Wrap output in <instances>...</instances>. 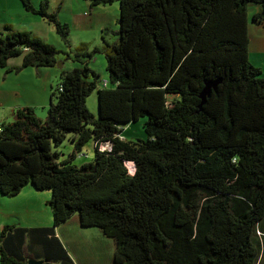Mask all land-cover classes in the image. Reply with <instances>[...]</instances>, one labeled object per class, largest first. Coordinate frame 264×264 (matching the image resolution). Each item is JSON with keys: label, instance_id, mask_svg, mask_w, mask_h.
<instances>
[{"label": "trees", "instance_id": "obj_1", "mask_svg": "<svg viewBox=\"0 0 264 264\" xmlns=\"http://www.w3.org/2000/svg\"><path fill=\"white\" fill-rule=\"evenodd\" d=\"M25 10L53 22L50 1ZM120 4L119 38L106 42L107 84L87 62L63 71L46 122L33 107L0 127V191L53 192V227L6 225L1 264H76L56 228L79 216L115 242L113 264H260L264 260V77L249 57V5L264 0H93ZM0 67L56 66L62 52L6 25ZM109 29H106L107 32ZM81 49V48H80ZM77 55L92 57L85 49ZM66 53V52H65ZM21 56V66L10 67ZM70 57V55L68 54ZM211 93L202 99L204 89ZM98 91L99 115L87 106ZM146 118L145 139L123 138ZM74 144L61 160L55 150ZM94 141L90 163H73ZM105 143L110 148L103 149ZM131 163L134 171L128 167Z\"/></svg>", "mask_w": 264, "mask_h": 264}, {"label": "rangeland", "instance_id": "obj_2", "mask_svg": "<svg viewBox=\"0 0 264 264\" xmlns=\"http://www.w3.org/2000/svg\"><path fill=\"white\" fill-rule=\"evenodd\" d=\"M14 1L18 3V7ZM14 1L0 0V19L9 18L10 22H14L16 26L20 27L26 26V23L34 35L53 44L62 52L58 55L59 63L56 66H30L11 71L8 67H0V127L5 122L14 121L16 110L26 106L33 107L37 116L46 122L52 104V91L54 88H58L62 72L82 68V60L86 59L89 65L101 75L102 82L105 81L106 84L109 75L104 48L106 42L114 43L119 38L121 17L118 2L109 5H93V0H49L51 10L58 12L60 22L64 25L67 24L70 28V42H67L58 33L53 22L44 19L39 14L26 11L21 0ZM42 1L32 0L37 8L41 6ZM256 9L255 5H249L251 24H253ZM7 11L11 13L7 15ZM106 29L109 30L106 32ZM80 48L92 53V57H86L84 54L78 56V53L84 52ZM22 62L21 56L14 57L10 60L9 66H21ZM87 106L95 117H98L97 90L88 97ZM145 121L146 118H142L124 126L123 138L134 141L145 139ZM101 148H110V144L105 143ZM55 150L61 154V160H65L73 152L74 144L68 138L58 147L54 146ZM94 155L95 143L90 141L73 163L78 166L90 163L93 161ZM128 167L134 171L131 163H128ZM27 186L15 196H6L0 191V233L6 225L16 224L31 228L54 226L53 209L49 204L53 192L37 190L32 185ZM74 218H79V216L75 215L69 224L58 232L61 242L66 246L76 264H113L116 249L114 240L106 236L98 227H82ZM28 250L26 247L28 260H35V253L31 254ZM260 264H264V260Z\"/></svg>", "mask_w": 264, "mask_h": 264}, {"label": "crops", "instance_id": "obj_3", "mask_svg": "<svg viewBox=\"0 0 264 264\" xmlns=\"http://www.w3.org/2000/svg\"><path fill=\"white\" fill-rule=\"evenodd\" d=\"M14 3H16V1H14ZM16 7H18V3H16ZM256 11L259 12L260 8L257 7ZM10 13L11 12L7 11V15H9ZM10 21L11 20L9 18L0 19V34H2L4 32V28L6 25H13V27L16 30H23V31H29L30 30L26 23H25L26 26L20 27V26H16L14 22H10ZM30 32H32V30H30ZM249 33H250V46H249L250 60L253 62V64H255L256 66H258L262 70H264V22L256 23L253 21V24L250 23L249 24ZM29 186H31V185H29ZM74 219H76L79 222V224H81L79 218H74ZM69 222L70 221H68L67 223L56 228V234L59 238H60V234L58 231L62 227H66L69 224ZM41 227H47V226H41ZM49 227H52V226H49Z\"/></svg>", "mask_w": 264, "mask_h": 264}, {"label": "water", "instance_id": "obj_4", "mask_svg": "<svg viewBox=\"0 0 264 264\" xmlns=\"http://www.w3.org/2000/svg\"><path fill=\"white\" fill-rule=\"evenodd\" d=\"M210 93H211V85L207 86V87L204 89V91H203V93H202V95H201V98L205 100V99H206V96H207L208 94H210ZM43 262H44V261H42V260H40V261L29 260V264H43Z\"/></svg>", "mask_w": 264, "mask_h": 264}, {"label": "built area", "instance_id": "obj_5", "mask_svg": "<svg viewBox=\"0 0 264 264\" xmlns=\"http://www.w3.org/2000/svg\"><path fill=\"white\" fill-rule=\"evenodd\" d=\"M106 84H107V81H106Z\"/></svg>", "mask_w": 264, "mask_h": 264}]
</instances>
